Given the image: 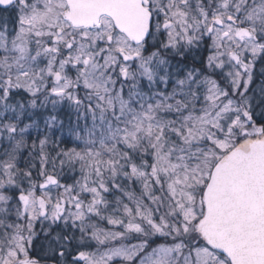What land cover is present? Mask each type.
<instances>
[{"label": "snow or ice", "instance_id": "6c2138e0", "mask_svg": "<svg viewBox=\"0 0 264 264\" xmlns=\"http://www.w3.org/2000/svg\"><path fill=\"white\" fill-rule=\"evenodd\" d=\"M0 264H264V0H0Z\"/></svg>", "mask_w": 264, "mask_h": 264}]
</instances>
